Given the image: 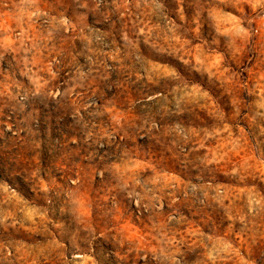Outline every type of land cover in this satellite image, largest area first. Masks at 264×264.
Returning a JSON list of instances; mask_svg holds the SVG:
<instances>
[{"label": "clouds", "instance_id": "1", "mask_svg": "<svg viewBox=\"0 0 264 264\" xmlns=\"http://www.w3.org/2000/svg\"><path fill=\"white\" fill-rule=\"evenodd\" d=\"M175 4L0 0V264H264V74L208 15L264 38V0ZM53 115L87 153L67 180L43 171Z\"/></svg>", "mask_w": 264, "mask_h": 264}, {"label": "rangeland", "instance_id": "2", "mask_svg": "<svg viewBox=\"0 0 264 264\" xmlns=\"http://www.w3.org/2000/svg\"><path fill=\"white\" fill-rule=\"evenodd\" d=\"M194 0H186L185 10L192 14V9L189 7ZM166 6L170 12L174 13L176 9L175 0H165ZM22 9L18 10L17 20L22 17ZM156 10L154 9V12ZM158 15V13H157ZM212 23L214 24L218 35H220L226 46L236 52L241 56L244 64L248 66L249 71L244 73V76H248L249 73L252 74V83L258 79L260 74H264V38L253 37L251 40L248 39L246 35V30L242 29V26H238L232 22L228 15L219 9H212L208 13ZM0 23H3L0 19ZM15 26V25H13ZM163 26V25H162ZM168 30L175 31L171 24L167 25ZM6 37H0V45H3ZM179 40V37H176ZM243 48L244 51L241 52L240 49ZM193 59L198 62V66L202 67L205 72L221 74V79H223L226 85L230 84L232 77L228 75L226 71L222 68V57L218 54L205 59L200 55L193 54ZM239 75V74H237ZM51 128L54 135L49 136L45 133V142L43 149V171L45 173V178L48 175H53L57 173H62L65 176V180L69 176H72L75 172L80 169H87V160L84 159L87 153L80 145L71 144V134L67 130L66 126L58 125L55 115L52 117ZM10 135V134H9ZM10 144L6 141H0V173L3 172L5 168L12 170L14 165H11L9 157L12 155L9 152ZM253 155L257 154L264 156V136L259 137V139L254 138ZM39 176V172L35 173ZM17 182L23 185V181L19 177L16 178ZM41 189L46 188V182L40 184ZM225 195V190L223 188H218L215 197L221 199ZM256 201L254 199L249 200V205L254 206Z\"/></svg>", "mask_w": 264, "mask_h": 264}]
</instances>
